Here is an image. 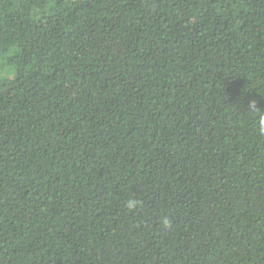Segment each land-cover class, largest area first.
Returning <instances> with one entry per match:
<instances>
[{"label":"trees","instance_id":"1","mask_svg":"<svg viewBox=\"0 0 264 264\" xmlns=\"http://www.w3.org/2000/svg\"><path fill=\"white\" fill-rule=\"evenodd\" d=\"M252 102L264 0H0V264H264Z\"/></svg>","mask_w":264,"mask_h":264},{"label":"clouds","instance_id":"2","mask_svg":"<svg viewBox=\"0 0 264 264\" xmlns=\"http://www.w3.org/2000/svg\"><path fill=\"white\" fill-rule=\"evenodd\" d=\"M249 109L253 112V113H259V116L257 117L261 126V130L264 131V111L260 110L255 102H252L249 106ZM137 201L135 200H129L127 202V207L131 210L134 209L137 206ZM165 225L168 224V222L165 220L164 221Z\"/></svg>","mask_w":264,"mask_h":264}]
</instances>
